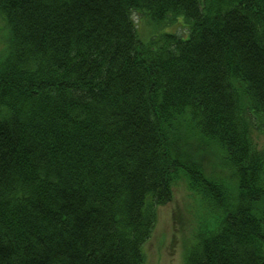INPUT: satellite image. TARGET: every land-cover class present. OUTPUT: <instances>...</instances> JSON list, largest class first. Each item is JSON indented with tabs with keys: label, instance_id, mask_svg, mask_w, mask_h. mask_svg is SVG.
I'll list each match as a JSON object with an SVG mask.
<instances>
[{
	"label": "trees",
	"instance_id": "16d2710c",
	"mask_svg": "<svg viewBox=\"0 0 264 264\" xmlns=\"http://www.w3.org/2000/svg\"><path fill=\"white\" fill-rule=\"evenodd\" d=\"M0 47V264H145L181 181L184 264H264V0H0Z\"/></svg>",
	"mask_w": 264,
	"mask_h": 264
},
{
	"label": "rangeland",
	"instance_id": "374dc122",
	"mask_svg": "<svg viewBox=\"0 0 264 264\" xmlns=\"http://www.w3.org/2000/svg\"><path fill=\"white\" fill-rule=\"evenodd\" d=\"M139 20V16L135 14V21L137 22ZM141 23L143 24L140 28L138 26L140 30L139 34L142 39L147 40L150 38L146 36L150 34L151 28L148 26L149 23L146 19L141 20ZM177 23L164 26L157 31L153 29V34L157 32H171L182 35L186 34L183 37H188L187 29L182 26L178 29L176 27L173 28ZM254 138L260 146H264V126L255 127ZM192 204H194L192 195L187 190L183 181H181L175 186L173 200L167 205L157 209L155 230L152 237L145 245V264H184V240L188 236L186 233L191 227L188 219L189 217L187 218L186 209L188 205L190 206Z\"/></svg>",
	"mask_w": 264,
	"mask_h": 264
}]
</instances>
